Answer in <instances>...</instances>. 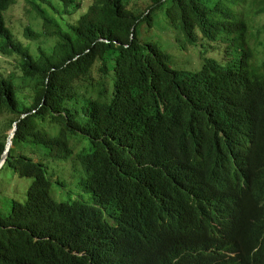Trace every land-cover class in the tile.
I'll use <instances>...</instances> for the list:
<instances>
[{"label":"trees","instance_id":"16d2710c","mask_svg":"<svg viewBox=\"0 0 264 264\" xmlns=\"http://www.w3.org/2000/svg\"><path fill=\"white\" fill-rule=\"evenodd\" d=\"M15 2L0 0V56H16L31 92L19 100L0 74V115L18 126L0 175L11 167L30 184L0 212V264H264V54L246 43L241 9L261 14L264 0H153L140 14L94 0L67 29L37 4L56 39L39 54L6 24ZM163 5L182 49L233 37L240 60L174 70L136 35ZM57 158L72 164L67 193Z\"/></svg>","mask_w":264,"mask_h":264},{"label":"rangeland","instance_id":"374dc122","mask_svg":"<svg viewBox=\"0 0 264 264\" xmlns=\"http://www.w3.org/2000/svg\"><path fill=\"white\" fill-rule=\"evenodd\" d=\"M94 0H77V7L68 8L60 0H16L15 4L11 5L10 9L5 12L6 24L11 28L16 38L23 42L26 46H30L35 54L40 53V49L48 50L55 45L56 39L47 36L45 28V21L36 9L37 4L47 11L49 18L53 19L54 23L61 22L64 29L71 22H75L79 17L88 10ZM128 10L135 13H142L153 9V0H124ZM166 6L163 5L156 8L152 13L153 23L149 27L147 22L138 25L136 35L141 43H154L164 53L170 55L169 64L174 70H182L185 72H192L197 70L202 64V57L211 58L217 62H222L225 55L229 54V61H239L241 58L242 39L235 41V38L228 37L226 41L217 42L214 49L207 50L204 54L200 50L199 45H187L185 49L181 48V43L176 41V33L169 25L166 16ZM261 5H254L255 10H260ZM242 12L248 13L251 20H248V32L246 33V43L250 48L258 50L259 56L264 54V12L256 14L254 11L247 10L248 6L244 5L241 8ZM147 13V12H146ZM54 26V25H53ZM51 28L55 31L56 28ZM30 28L34 32L35 37L28 36L26 29ZM186 42V41H185ZM2 39H0V45ZM180 44V45H179ZM241 45V46H240ZM262 45V46H261ZM260 50V51H259ZM226 52V54H225ZM2 55V53H0ZM264 58V56H263ZM19 60L15 57L0 56V74H5L8 77L15 78L18 85L17 94L25 98L29 93V89H25V81L20 78L21 73L19 69ZM28 94V95H29ZM0 115V142L8 140L11 131V121L13 116L10 114ZM3 115V116H2ZM34 151H44L45 148L37 145H31ZM21 148V147H20ZM28 149H31L29 147ZM50 168L56 178H60L62 184H68L64 187L56 185L55 189H60L62 192L67 193L73 187L69 182V177H72V164L71 161H66L64 158H57L49 160ZM76 183V180H73ZM30 184V180L21 179L14 173L11 167L4 169L0 175V212L7 215L11 210L13 199L24 200L26 189ZM80 190V189H79ZM74 190L73 192H75ZM77 192V191H76ZM82 202H87L88 198L80 199Z\"/></svg>","mask_w":264,"mask_h":264},{"label":"water","instance_id":"95a60500","mask_svg":"<svg viewBox=\"0 0 264 264\" xmlns=\"http://www.w3.org/2000/svg\"><path fill=\"white\" fill-rule=\"evenodd\" d=\"M18 131V126H17V123H15L14 125V131H12V133L10 134L9 136V139H8V144H7V147H6V151L0 161V170L2 169V167L4 166V164L6 163L7 161V158L9 156V153H10V150L13 146V138L16 136V132Z\"/></svg>","mask_w":264,"mask_h":264},{"label":"clouds","instance_id":"9594fccd","mask_svg":"<svg viewBox=\"0 0 264 264\" xmlns=\"http://www.w3.org/2000/svg\"><path fill=\"white\" fill-rule=\"evenodd\" d=\"M13 139H14V138H13ZM6 162H7V161H6ZM5 164H6V163H5ZM5 164H4V165H5ZM3 167H4V166H3ZM3 167H2V168H3ZM0 171H1V170H0Z\"/></svg>","mask_w":264,"mask_h":264}]
</instances>
